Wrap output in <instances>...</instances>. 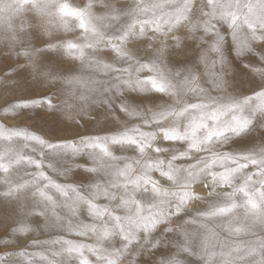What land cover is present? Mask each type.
Returning a JSON list of instances; mask_svg holds the SVG:
<instances>
[{
	"label": "clouds",
	"instance_id": "1",
	"mask_svg": "<svg viewBox=\"0 0 264 264\" xmlns=\"http://www.w3.org/2000/svg\"><path fill=\"white\" fill-rule=\"evenodd\" d=\"M88 3L52 0L41 15L31 0H0V73L9 61L25 60L12 54L13 45L36 49L38 65L25 69L15 92L0 85V157L9 165L0 168V255L12 252L2 264H25L16 254L21 248L45 252L48 259L33 264H61L55 253L70 237L85 245L91 264H264V211L249 213L240 191L264 181V39L251 38L264 27L249 14V0H231L240 14L235 28L219 15L220 5L213 15L212 0H95L96 16L106 4L120 9L118 19L99 25L102 35L86 34L76 17L58 26L59 4ZM130 26L136 34L121 42ZM245 37L249 47L240 50ZM68 42L83 55H70ZM112 43H123V53ZM153 77L164 81L162 89ZM30 92L46 94L42 115L4 110V101ZM19 132L104 143L111 155L86 148L54 157ZM125 135L148 143L141 150L131 140L113 141ZM93 153L103 157L97 171H90ZM40 172L75 185L81 198L73 204L74 193L56 192L47 178L37 179ZM19 185L27 187L5 195ZM44 186L55 209L39 195ZM88 200L104 215H94ZM232 203L237 207L219 211ZM21 222L31 230L17 232Z\"/></svg>",
	"mask_w": 264,
	"mask_h": 264
},
{
	"label": "snow or ice",
	"instance_id": "2",
	"mask_svg": "<svg viewBox=\"0 0 264 264\" xmlns=\"http://www.w3.org/2000/svg\"><path fill=\"white\" fill-rule=\"evenodd\" d=\"M28 0H20V3H26ZM31 2L36 6V10L41 15L48 14V8L50 7L52 0H31ZM238 3V0H236ZM214 5L213 15L217 14V8L215 5H220L219 7V15L224 19L228 20L232 26L235 28L238 25V21L240 20V14L231 8V0H228L227 4L223 3V0H212ZM95 6V0H89V3L84 7H72L68 4H59L56 9L55 15L58 18V26L59 27H68V22L66 17H76L79 20V27L85 31V33H93L99 34L100 28L99 25L105 21L110 19L119 18L120 9L114 4H106V11L102 16H96L93 12V8ZM249 14L255 17V20L259 22L261 27H264V0H249L248 4ZM245 22L249 24L250 28L255 29L256 25L251 21L245 19ZM136 30L133 26H130L129 30L124 32L119 40L121 42H126L131 35H135ZM139 34H143V28L141 27ZM235 35V33H234ZM252 39H264V35H260L253 31ZM13 55H20L25 58L23 62L17 60L15 62L9 61L7 63V67L5 68L3 73H0V85L4 86L5 91L15 92L18 88H20V84L18 83V78L22 76L25 69L27 67H31L34 71L38 69V65L35 60V56L37 55V50L34 48L23 47L19 50L15 49V45L12 46ZM70 55H83V50L80 48V45L68 42L66 45ZM111 47L117 51V53H123V43H112ZM240 50L246 49L249 47V38L245 37L239 40ZM73 49H79L78 52H73ZM131 83V82H129ZM138 87L143 88L145 85L142 81L135 82ZM151 84L155 88L162 89L164 87V81L153 77L151 80ZM46 99V94H37L34 92H30L27 95H14L11 100L4 101V110L5 111H22V110H32L35 109L38 116L42 115L39 111V107L44 103ZM23 101V103H22ZM49 105L52 104L51 100L47 101ZM223 115V114H221ZM221 115H214L213 118L219 120ZM19 135H26L28 139L35 141L39 144L46 145L49 151L52 153L54 157L63 156L65 154L71 153L73 156H78L81 152H83L86 148L96 149L99 148L103 153V157H108L111 155V152L108 150V146L104 143H81L77 144L73 140L61 139V140H48L47 138L40 137L37 135H33L31 133L19 132ZM211 134V133H210ZM123 140H131L136 142L141 150L148 143L147 141L141 142L134 135H125V136H114L113 141H123ZM103 157H97L94 153L91 154V159L93 161V166L90 168V171H97L99 167L103 166ZM4 158L0 157V168L7 169L9 167L8 164L3 162ZM37 167L42 166L41 161H34ZM253 163H259L258 160L253 159ZM49 167H55L52 161L49 162ZM70 169L62 170V174H65ZM236 170H231L228 174H225L222 177L223 182L230 183L232 179V174H234ZM122 175L125 173H121ZM47 178L49 184L55 189L56 192L60 193L63 196H68L71 191L74 193V200H79L81 198V194L78 191L77 187L72 184H61L51 180L50 177H47L46 172H40L38 174L37 179ZM26 185H19L15 187H10L9 191L5 193L6 196H11L13 193L18 192L21 188H26ZM240 191H243L247 200L245 201V207L249 213L259 214L264 209L261 208L262 202H264V181L261 182V187L257 188L255 191H250L248 185H242ZM39 195L41 199L47 201L53 209H55L57 201L52 193L47 190V186L39 188ZM88 204L90 207V211L94 215H104V211L100 209L96 203L92 200H88ZM237 207L235 203H232L228 208L219 209L220 212H228L232 208ZM31 230V226L25 222H21L16 228L17 232L27 233ZM107 235V233H104ZM126 238L127 234H126ZM7 243V242H6ZM259 247L264 249V243L260 244ZM94 249L89 246V251H93ZM235 251L240 252L241 249L238 247ZM256 251V248H249L248 252L251 254ZM17 255L25 257V264H33L34 259L39 257L41 260H47L48 257L44 251H33L31 254H26L23 248L18 249L16 251ZM56 256L61 257V264H91V260L89 258L88 253L85 250V245L83 243L78 242L74 239H66L63 242V246L56 251ZM12 255V252H5L3 255H0V264L5 261L7 256ZM227 255H231L228 253ZM109 264H116L115 260L109 259Z\"/></svg>",
	"mask_w": 264,
	"mask_h": 264
},
{
	"label": "rangeland",
	"instance_id": "3",
	"mask_svg": "<svg viewBox=\"0 0 264 264\" xmlns=\"http://www.w3.org/2000/svg\"><path fill=\"white\" fill-rule=\"evenodd\" d=\"M70 238H73V239H75V237H70Z\"/></svg>",
	"mask_w": 264,
	"mask_h": 264
}]
</instances>
